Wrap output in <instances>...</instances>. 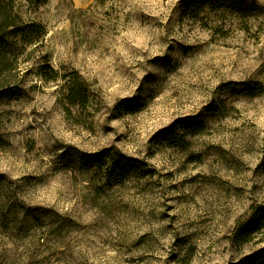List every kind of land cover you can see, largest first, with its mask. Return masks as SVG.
Segmentation results:
<instances>
[{
    "label": "rangeland",
    "instance_id": "1",
    "mask_svg": "<svg viewBox=\"0 0 264 264\" xmlns=\"http://www.w3.org/2000/svg\"><path fill=\"white\" fill-rule=\"evenodd\" d=\"M7 1L20 30L0 50V264L264 249V220L232 240L264 208V0H245L246 19L193 0ZM102 152L142 167L117 179Z\"/></svg>",
    "mask_w": 264,
    "mask_h": 264
},
{
    "label": "trees",
    "instance_id": "2",
    "mask_svg": "<svg viewBox=\"0 0 264 264\" xmlns=\"http://www.w3.org/2000/svg\"><path fill=\"white\" fill-rule=\"evenodd\" d=\"M46 1L47 0H37V3L44 4ZM9 5L7 0H0V50H3V44L6 39L10 35L15 36L16 32L20 30V28L17 27L18 24H16L17 19L13 15ZM191 7L197 9V11H203L208 7L212 11H223L233 14L240 19L248 18L256 9L255 6L249 5L245 0H193ZM2 65H5V61L0 59V66ZM69 84H71L69 99L73 101L84 99L87 93L85 84L76 77L70 79ZM4 87L5 86L0 85V97ZM174 139H178V137L174 136ZM99 157L101 160L106 158L109 159L112 176L117 179H123L127 174L139 170L142 167L139 161L120 154L110 156L107 152H102L99 154ZM263 220L264 208L251 218L250 222H252V224H245L236 228L232 240L235 243L246 242L255 231V227L257 228V225L262 224ZM235 264H264V249Z\"/></svg>",
    "mask_w": 264,
    "mask_h": 264
}]
</instances>
